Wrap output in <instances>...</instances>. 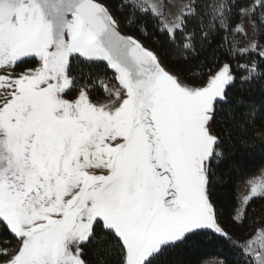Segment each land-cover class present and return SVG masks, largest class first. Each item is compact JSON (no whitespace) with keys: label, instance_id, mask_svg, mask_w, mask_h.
<instances>
[{"label":"snow or ice","instance_id":"obj_1","mask_svg":"<svg viewBox=\"0 0 264 264\" xmlns=\"http://www.w3.org/2000/svg\"><path fill=\"white\" fill-rule=\"evenodd\" d=\"M257 89L264 0H0V264H264Z\"/></svg>","mask_w":264,"mask_h":264},{"label":"trees","instance_id":"obj_2","mask_svg":"<svg viewBox=\"0 0 264 264\" xmlns=\"http://www.w3.org/2000/svg\"><path fill=\"white\" fill-rule=\"evenodd\" d=\"M249 100L257 105L264 103V95L260 93L257 89L256 91H252L246 93ZM257 127L264 128V124L261 121L257 120ZM247 152L246 149L241 148L239 145L236 146V150L232 153L229 157V160L224 162L225 170L236 169L235 175L237 179L233 180L232 185L228 189H219V195L221 197L220 206L221 212L225 214V216L231 215V209L234 204V197L236 196V186L239 185L241 181L245 179L247 176H252L255 174L262 166H264V158H261L259 154L256 156L249 158L245 153ZM255 208L257 210V215L261 212V203L258 201L255 203ZM209 252H223L225 256L228 257L230 264H235V257L232 255L227 246L223 248H212L209 249ZM178 260H184L185 257H177Z\"/></svg>","mask_w":264,"mask_h":264},{"label":"rangeland","instance_id":"obj_3","mask_svg":"<svg viewBox=\"0 0 264 264\" xmlns=\"http://www.w3.org/2000/svg\"><path fill=\"white\" fill-rule=\"evenodd\" d=\"M261 168H264V166H262ZM260 168V169H261ZM259 169V170H260ZM259 170L255 173V174H253L252 176H255V175H258L259 174ZM244 181V180H243ZM243 181H241L240 183H239V188H240V191H244L245 189H244V183H243Z\"/></svg>","mask_w":264,"mask_h":264}]
</instances>
